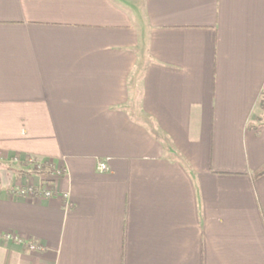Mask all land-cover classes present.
<instances>
[{"label": "crops", "instance_id": "crops-1", "mask_svg": "<svg viewBox=\"0 0 264 264\" xmlns=\"http://www.w3.org/2000/svg\"><path fill=\"white\" fill-rule=\"evenodd\" d=\"M263 98L264 0H0V264H264Z\"/></svg>", "mask_w": 264, "mask_h": 264}, {"label": "built area", "instance_id": "built-area-1", "mask_svg": "<svg viewBox=\"0 0 264 264\" xmlns=\"http://www.w3.org/2000/svg\"><path fill=\"white\" fill-rule=\"evenodd\" d=\"M30 161H35V160L30 159ZM37 162H35V163H37ZM37 167H39V166H37ZM98 169L101 171H104L107 169V167L105 164L100 163L98 166ZM44 183H45V181H44ZM16 192L19 193L20 195H23V196L40 195V196L49 197L52 194V189L49 186V183H47L44 187H41V188L34 187L33 185L16 188ZM5 237L8 239H17L16 236H13L10 233L5 234ZM31 248H35V245L31 244Z\"/></svg>", "mask_w": 264, "mask_h": 264}, {"label": "rangeland", "instance_id": "rangeland-1", "mask_svg": "<svg viewBox=\"0 0 264 264\" xmlns=\"http://www.w3.org/2000/svg\"><path fill=\"white\" fill-rule=\"evenodd\" d=\"M263 100H264V98H263ZM263 107H264V103H263ZM262 122H264V112L262 115ZM31 159L35 160V161H30V160L28 161L27 160V162L31 165V169H33L34 172L39 173L43 178H49L51 173H52L53 168L48 163L46 164V163H44L40 160H37L35 158H31ZM15 162H17V160ZM35 162H37V163H35ZM36 165L39 167H37ZM56 171L57 170H55V172ZM58 171L60 172V170H58ZM55 172L53 171V174H55ZM41 182H42V180H41ZM47 183H48V181L46 179L45 183H42V184L40 183L38 188L44 187ZM16 188H20V187H16Z\"/></svg>", "mask_w": 264, "mask_h": 264}, {"label": "trees", "instance_id": "trees-1", "mask_svg": "<svg viewBox=\"0 0 264 264\" xmlns=\"http://www.w3.org/2000/svg\"><path fill=\"white\" fill-rule=\"evenodd\" d=\"M264 103V100H262L261 104ZM264 173V167L259 169L257 172H255V175L258 176V175H262ZM44 183V181H43Z\"/></svg>", "mask_w": 264, "mask_h": 264}]
</instances>
